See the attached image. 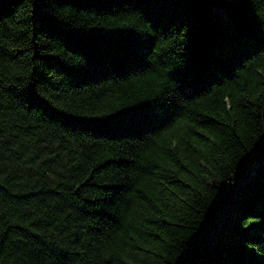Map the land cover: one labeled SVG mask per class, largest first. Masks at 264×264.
Instances as JSON below:
<instances>
[{"label":"trees","instance_id":"16d2710c","mask_svg":"<svg viewBox=\"0 0 264 264\" xmlns=\"http://www.w3.org/2000/svg\"><path fill=\"white\" fill-rule=\"evenodd\" d=\"M263 152L264 0H0V264H264Z\"/></svg>","mask_w":264,"mask_h":264},{"label":"rangeland","instance_id":"374dc122","mask_svg":"<svg viewBox=\"0 0 264 264\" xmlns=\"http://www.w3.org/2000/svg\"><path fill=\"white\" fill-rule=\"evenodd\" d=\"M209 14H210L211 22L213 24L222 22L226 16L225 13L222 12L221 9H219V7L213 4L209 6ZM260 172L262 173L264 172V152L262 153V156L259 159L254 160L248 164V166L245 168L243 177L237 181L236 185L240 189H244V190L251 189L252 188L251 185H253L255 180L258 179ZM235 199L236 197H233L231 201L229 200L228 204L224 208H221L213 218V221L211 223V230L209 234L208 246L226 243L227 227L228 224L232 222V220L234 219Z\"/></svg>","mask_w":264,"mask_h":264}]
</instances>
